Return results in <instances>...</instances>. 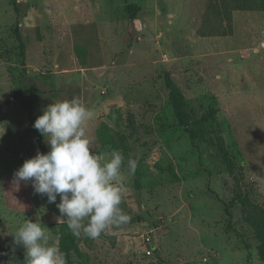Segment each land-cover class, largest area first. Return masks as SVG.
Here are the masks:
<instances>
[{"label":"rangeland","instance_id":"rangeland-1","mask_svg":"<svg viewBox=\"0 0 264 264\" xmlns=\"http://www.w3.org/2000/svg\"><path fill=\"white\" fill-rule=\"evenodd\" d=\"M15 1L18 10L0 0V264H26L14 235L27 221L49 231L67 264H264L258 0L246 8L236 0ZM127 5L140 7L135 25ZM166 75L195 120L213 115L195 142L175 120ZM73 97L96 113L88 126L94 154L124 157L121 207L131 221L95 241L57 223L60 197L49 204L31 182L14 183L24 162L50 152L44 137L38 147L29 116ZM130 158L138 162L134 176ZM236 192L242 202L227 216Z\"/></svg>","mask_w":264,"mask_h":264},{"label":"clouds","instance_id":"clouds-1","mask_svg":"<svg viewBox=\"0 0 264 264\" xmlns=\"http://www.w3.org/2000/svg\"><path fill=\"white\" fill-rule=\"evenodd\" d=\"M95 116L79 97L52 103L34 124L50 152H38L14 174L15 184L31 182L34 193L46 196L49 204L60 197L57 223L66 220L73 236L93 241L131 221L121 207L128 192L124 157L115 151L94 154L88 126ZM127 167L134 176L138 162L130 158ZM14 243L26 250V264H67L59 246H50L49 231L40 222H25Z\"/></svg>","mask_w":264,"mask_h":264},{"label":"trees","instance_id":"trees-1","mask_svg":"<svg viewBox=\"0 0 264 264\" xmlns=\"http://www.w3.org/2000/svg\"><path fill=\"white\" fill-rule=\"evenodd\" d=\"M17 2L15 0H13V5L15 7L16 10H18L17 7ZM254 5L258 8H264V2L263 0L261 1H257L254 3ZM236 8H246L247 7V0H236ZM127 10L129 13V18H130V23L131 25H135L136 24V20H137V15H138V11L140 10L139 6H133V5H127ZM18 37L20 38V35H18ZM21 47H20V53L22 54L24 51L23 45L22 43ZM22 57V55H21ZM23 58V57H22ZM165 86L166 89L168 91V100L169 103L172 107V111L175 117V120L178 124V126L182 127L184 129V131L187 133L188 138L191 142H195L198 139L199 136V130L198 127L203 126V124H207L208 120H210V118H212V114L211 111H209L206 115L202 116V119H208V120H195V118H193L192 114L187 110V106H186V98L183 95L182 91L177 88V86L173 83V81L171 80V78L166 75L165 76ZM42 116V114L37 113L35 115H31L29 116V123H30V128L33 134V137L35 138V141L38 145V147L43 150V136L34 129V124L35 121ZM217 141L221 142V155L223 157V160L225 161L226 164V158H225V152H224V148H223V140L220 136L217 137ZM111 148V147H109ZM227 168L229 169V171H231V166L230 165H226ZM242 202V196L240 193L233 194V198L230 200L229 203H227V205H225V214L227 216L231 215V212H229L230 207H232L234 205V203L236 202ZM227 227L231 228V224L230 222H227ZM71 242L74 241L73 237L70 236ZM63 245L64 247H66V243L63 241ZM73 250L78 251L77 245L76 244H72ZM259 253L261 255H264V242L261 244V246L259 247Z\"/></svg>","mask_w":264,"mask_h":264},{"label":"built area","instance_id":"built-area-1","mask_svg":"<svg viewBox=\"0 0 264 264\" xmlns=\"http://www.w3.org/2000/svg\"><path fill=\"white\" fill-rule=\"evenodd\" d=\"M145 241H146V244H147V248H146V254L147 255H151L152 251H153V248L150 247V245L152 244V238L150 236H146L145 237Z\"/></svg>","mask_w":264,"mask_h":264}]
</instances>
